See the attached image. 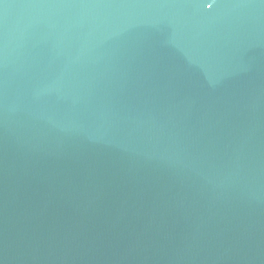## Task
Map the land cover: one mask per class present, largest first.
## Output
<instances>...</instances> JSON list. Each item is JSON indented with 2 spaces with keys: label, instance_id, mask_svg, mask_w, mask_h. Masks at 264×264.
I'll list each match as a JSON object with an SVG mask.
<instances>
[{
  "label": "water",
  "instance_id": "water-1",
  "mask_svg": "<svg viewBox=\"0 0 264 264\" xmlns=\"http://www.w3.org/2000/svg\"><path fill=\"white\" fill-rule=\"evenodd\" d=\"M0 264H264V0H0Z\"/></svg>",
  "mask_w": 264,
  "mask_h": 264
}]
</instances>
